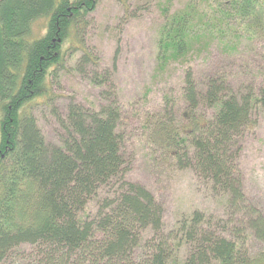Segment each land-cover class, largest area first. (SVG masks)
Instances as JSON below:
<instances>
[{"label":"trees","instance_id":"1","mask_svg":"<svg viewBox=\"0 0 264 264\" xmlns=\"http://www.w3.org/2000/svg\"><path fill=\"white\" fill-rule=\"evenodd\" d=\"M97 2L0 0V262L27 244L35 248V264H264V248L249 252L240 234L242 226L264 243V214L242 192L237 160L252 111L260 106L264 112L262 88L238 95L227 90L226 78L213 75L199 88L188 68L181 95L185 124L174 125L168 97L153 119L156 141L174 166L192 168L226 196L227 208L241 214L239 224L233 217L226 230L215 229L212 216L194 211L163 231L160 203L125 178L124 136L114 98L105 97L98 110L70 101L56 117L63 131L59 145L45 142L29 103L50 99L47 83L63 67L65 50L78 43L83 49L79 36ZM230 18L257 24L264 20V0H190L165 17L159 54L183 58L199 21L207 20L208 33L215 36ZM40 19H46L44 33L32 38V25ZM82 51L80 60L91 62ZM91 82L100 85L104 79L95 75ZM200 103L212 113H199ZM93 199L95 214L81 217ZM147 229L153 234L143 238ZM181 245L186 253L177 261Z\"/></svg>","mask_w":264,"mask_h":264},{"label":"rangeland","instance_id":"2","mask_svg":"<svg viewBox=\"0 0 264 264\" xmlns=\"http://www.w3.org/2000/svg\"><path fill=\"white\" fill-rule=\"evenodd\" d=\"M189 1L98 0L85 18V27L79 36L83 49L77 42L78 48L65 50L63 67L47 83L50 99L37 97L29 103L45 142L55 146L59 145L63 133L56 117L64 115L70 101L98 110L107 97L116 99L120 110L118 130L124 136L125 178L146 188L160 203L164 232L172 230L178 220L194 211L212 216L211 222L218 230L230 228L233 217V224L241 220V214L227 208L225 195L213 191L210 182L195 175L192 168L174 166L166 149L156 141L153 119L165 98L172 99L174 125L181 127L186 121L181 95L188 68L192 69L199 88L213 75L226 78L227 90L238 95L257 88L264 90L262 19L257 24L246 25L230 18L217 27L215 36L208 33L211 30L207 28V20L199 21L186 56L170 60L159 54V30L165 17L182 10ZM45 22L46 19H40L33 23L32 38L44 33ZM197 37L201 39L196 41ZM82 50L89 53L91 62L80 60ZM95 75L97 81L104 79L103 84L91 82ZM198 111L212 113L202 103ZM237 160L242 192L264 214V112L260 106L252 111ZM110 188L111 185L106 186L100 193L106 194ZM96 201L93 199L87 204L81 217L95 214ZM239 229L249 252L264 248V243L248 234L244 227ZM152 234L147 229L142 237ZM34 250V246L22 244L10 251L0 264H35ZM185 253L186 247L181 245L175 254L176 260L180 261Z\"/></svg>","mask_w":264,"mask_h":264}]
</instances>
